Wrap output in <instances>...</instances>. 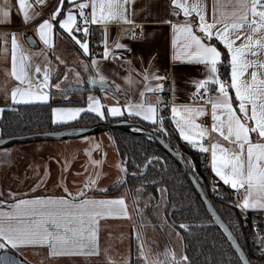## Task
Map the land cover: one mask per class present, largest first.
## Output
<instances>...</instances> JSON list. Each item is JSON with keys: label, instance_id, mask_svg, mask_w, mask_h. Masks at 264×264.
Returning a JSON list of instances; mask_svg holds the SVG:
<instances>
[{"label": "snow or ice", "instance_id": "6c2138e0", "mask_svg": "<svg viewBox=\"0 0 264 264\" xmlns=\"http://www.w3.org/2000/svg\"><path fill=\"white\" fill-rule=\"evenodd\" d=\"M36 2L42 4L43 0H36ZM134 2L135 0H67L68 6L65 7V0H59L48 18L37 26L36 31L44 45L52 48V35L58 25L59 29L67 33L85 55H89L92 26H99L102 33V59L106 60L113 52L108 42L109 24L122 22L129 25L130 27L124 29V32L130 33L133 38L136 35V27H141L142 30V26L136 25L132 19L135 13L129 11V6ZM229 3H232V0H227V3L224 0H216L212 6L211 21H209L207 5L203 0H169L170 15L176 19L160 22L169 24L173 31L172 45L175 49L173 60L204 66V78L194 81L196 92L193 96L199 95L201 100L211 105L212 130L219 133V136L229 145L225 147L219 142L212 143L211 169L224 185H229L235 190L238 202H233L234 206L244 215L250 209L264 212V0H235L230 12L227 10ZM18 4L26 22L35 18L29 15L30 6L27 0H18ZM181 14L183 19H179ZM0 15L7 17L8 9L0 8ZM241 36L244 40L237 45L236 40L241 39ZM214 38L226 49L225 55L229 58L228 65L231 69L230 82L221 78L220 66L224 62L222 52L212 43ZM18 49L20 46L13 35L11 75L19 81V85L11 91L12 103L47 101L49 96L45 90L49 87L52 69L45 65L41 80L39 76H36L42 71L41 67L36 65L35 72L30 73L31 65L28 63L30 57L20 49L18 60ZM115 49L130 50L127 45L120 42L115 44ZM249 56L255 59H249ZM83 67L85 71L90 67L95 73L88 78L89 82L99 83L101 90H104L107 77L101 71L100 61L95 56H90V65L83 63ZM249 69H251L250 73ZM246 73H249V78L243 79ZM33 76L36 78L33 79ZM76 76L79 77V73H76ZM143 78L145 84L140 91L139 102H129L124 107L128 109L130 116L142 117L145 121L159 124V130L166 132L164 117L157 116V109L164 106L163 102L159 97L155 102L145 98L146 93L163 90V84L156 83L153 86L149 81H163L166 77L151 72L150 69H144ZM125 81L129 84L133 83L130 77H125ZM76 83L80 84L82 81L77 79ZM210 86L215 88L216 95L207 97L206 94L211 90ZM54 87L59 88V83ZM116 88L119 89L120 85L117 84ZM230 90H234V98L230 95ZM87 99V108H52L53 123L75 120L86 111L104 118L105 105L101 104L100 98L89 95ZM234 102H238L235 108ZM3 111L4 109L0 108V113ZM107 114L118 117L122 116L123 112L120 107L111 106L107 107ZM204 114L205 110L202 106H178L175 103L171 105L172 121L180 137L194 148L197 147L198 140H202L208 132V129L202 128L195 122L196 116ZM199 150L208 152L209 148L200 143ZM0 156L10 157V153L4 150ZM160 159L162 158L148 157L144 167L153 160ZM188 162L191 163L190 160ZM92 163L99 165L101 162L92 161ZM118 167L122 172L127 173L126 167L121 165ZM139 167L140 165H137V168ZM99 175L100 173L97 172L96 178L87 179L83 190L75 195L65 187L67 196H34L31 199H16L10 211L0 209V264H21L8 250L26 246L46 245L51 256L99 254L98 219L104 214L113 215L117 207L124 216L128 215L123 197L117 199L86 197L85 190L95 186ZM132 175L135 176L137 173L134 172ZM152 183L155 184L156 181ZM212 190L220 195L215 182L212 183ZM131 191L134 206H137L143 188H135ZM157 191L161 193V199H163L167 189L158 188ZM221 198L226 199L223 196ZM153 199L155 197L149 194L144 207H149V202ZM158 209L159 204L156 205V210ZM136 210L142 211L138 207ZM209 210L211 211V206ZM212 219L220 223L227 239L239 251L236 239V234L240 231L239 222L232 221L231 229H229L215 211H212ZM165 226L170 229L169 234H174L182 245L184 237L176 229L187 231L190 225L187 223L169 225L165 219L160 227ZM253 226L256 228L254 241L258 245L259 253L264 255V235H261L264 230L258 228L255 222ZM141 227L144 225L142 224ZM136 239L139 242L138 259H142L143 264H192L183 251L177 252L168 246H165L163 251H156L153 254L146 248L148 242L139 231ZM238 259L242 264H253L243 252Z\"/></svg>", "mask_w": 264, "mask_h": 264}, {"label": "crops", "instance_id": "0c3cea01", "mask_svg": "<svg viewBox=\"0 0 264 264\" xmlns=\"http://www.w3.org/2000/svg\"><path fill=\"white\" fill-rule=\"evenodd\" d=\"M203 2L207 5V19L211 21L212 6L216 0H203ZM224 2L227 3V0H224ZM234 2L235 0H232V3ZM27 3L30 6L29 15L35 18L26 22L23 13L19 10L18 0H0V8H7L9 11L7 17L0 15V108L6 110L15 105L11 101V91L19 85V81L11 75V40L13 35H15L20 49L30 57L28 61L31 65L29 68L30 73H34L35 66L39 65L42 71L36 76H39L42 80L43 67L47 65L52 69L49 87L45 91L48 93L49 99L52 98L57 101L53 108H87L89 95L100 98L101 104L105 105L103 109L105 112L104 118L86 111L81 113L75 120L54 123L57 125L69 124L89 117L98 118L100 122L137 119L141 123L153 124L151 121H145L142 117L130 116L128 109L124 107L129 102H139L140 91L143 90L145 84L143 72L144 69H150L151 72L166 77L163 81L153 80L149 83L153 86L156 83H161L163 88L167 84L169 115L178 135L179 132L171 117V105L175 103L178 106L191 105L204 108L205 114L196 116L195 122L201 125L202 128L208 129V132L202 140H198L197 147L199 148L200 143H203L205 147L209 148V151L206 152L209 173L215 180L223 183L211 169L210 147L215 142H219L225 147L229 145L219 136V133L212 130L211 105L198 99L199 95L193 96V93L196 92L194 81L204 78V66L186 61H175L172 58L175 51L172 45L173 31L169 24L160 22L161 20L176 19L170 15L169 0H135L129 6V11L135 13L132 16L135 24L142 26V30L141 27L135 28V38L133 36L129 37L124 32V29L130 27L129 25L122 22L109 24L108 42L113 52L106 60L102 59L103 44H101L102 33L99 26H92L93 29L95 28L100 32L101 36L94 44H91L90 40L95 37L89 38V55H85L70 36L59 29L58 25L52 35V48L44 45L39 39L36 29L44 19L48 18L58 5L59 0H43L42 4L37 3L36 0H27ZM232 3L228 4L227 10L229 12ZM67 6V0H65V7ZM36 13H39V15H36ZM179 19H183L182 14ZM243 40L244 38L241 36V39L236 40V44L239 45ZM117 42L127 45L130 50L115 49ZM20 49L17 51L18 60ZM125 53L129 54V58H122ZM90 56H95L100 61L101 71L107 77L104 90H101L99 83L91 84L88 80L90 76L95 75L90 67L87 71L83 67V63L90 65ZM248 58L255 59L252 56ZM230 71V66H228L227 80L229 82L231 79ZM250 71L251 69H249V73ZM65 73H67V78H65ZM76 73H79V77L76 76ZM249 73H246L243 79H248ZM36 76L32 78L35 79ZM125 77H130L133 83H127ZM221 78L224 79L222 76ZM77 79L82 83L77 84ZM57 83L60 85L59 88L54 87ZM117 84L120 85L119 89L116 88ZM210 87L211 90L206 94L207 97L216 95L215 88ZM162 95L163 90L156 93H146L145 98L155 102L157 97L162 99ZM230 95L234 98V90H230ZM40 102L45 101L36 100L21 103ZM237 104L238 102H234V108L237 107ZM111 106L120 107L123 115L118 117L108 115L107 107ZM3 112L0 113V119ZM101 133L103 131L73 139L24 141L0 148V153H3L4 150L10 153V157L0 156V161H3L0 162V201H3V203H0V209L10 211L16 199H31L34 196H67L64 191L65 187L75 195L83 190V183L79 184L80 187L77 186L76 179L96 178V173L99 172L100 175L95 184L96 189L86 191V197L89 199H117L123 197L128 212V215L124 216L117 207L113 215L104 214L98 219L99 254L100 250L105 249L102 255L105 258L103 264H119L120 262L115 260V257L119 255L108 257L106 254L116 247L117 230L121 234L125 232L127 235V256L121 257V260L125 261L122 264H127L131 257V233L137 222L126 190L122 189L113 194L106 193L108 188L124 180L126 173L118 167V165L122 167H125V165L117 155L112 136L109 132ZM253 139H255V134H253ZM92 161H100L101 163L95 165ZM67 181H71L73 184L67 185ZM248 211L259 212L251 209ZM109 246L111 247L106 249ZM8 251L18 255L21 260H27H24L27 264L99 263L98 261L92 263V259L97 258L99 254L51 256L46 245L26 246Z\"/></svg>", "mask_w": 264, "mask_h": 264}, {"label": "trees", "instance_id": "16d2710c", "mask_svg": "<svg viewBox=\"0 0 264 264\" xmlns=\"http://www.w3.org/2000/svg\"><path fill=\"white\" fill-rule=\"evenodd\" d=\"M94 29L95 38L90 40L91 44L96 43L101 36L100 32ZM212 42L222 52L224 63L220 66V75L224 79H228L229 65L225 55L226 49L218 41L213 39ZM161 101L164 106L157 109V116L164 117V128L167 131L161 132L159 124H143L178 152L187 169L200 184L217 214L229 229H231L232 221L239 222L240 231L236 234V239L248 260L252 261L253 264H264V255H261L258 249L249 243L254 214L245 213L242 215L241 210L231 203L230 197L223 188H219L220 195L212 193V183L215 182V179L208 170L207 153L201 152L198 147L194 148L190 143L180 138L171 122L169 103L164 94ZM55 104L57 101L51 98L40 103H18L4 110L0 119V138L82 127L100 122L98 118L89 117L69 124H54L51 110ZM107 132L112 136L117 155L128 171L123 180L126 182L111 186L106 193L113 194L122 189L126 190L132 202L131 205L137 222L131 233V257L127 264H143V260L138 259L139 242L136 239L138 231L148 242L146 248L150 249L153 254L156 251H163L165 246H168L177 252L183 251V254L189 257L192 264H242L238 259L237 252L228 243L219 226L213 222L177 163L164 150L137 131L109 129ZM148 157H161L162 159L153 160L147 167H144ZM189 160L191 163L188 162ZM202 163H205L207 172H202ZM137 165L140 167L137 168ZM134 172L137 175L133 176L132 173ZM152 181H156V183L153 184ZM141 187L143 188L141 199L137 201V206H134L131 190ZM158 188L167 189L163 199H161V193L157 191ZM149 194L155 199L151 200L149 207L145 208L144 203ZM221 196L226 197V199H222ZM157 204H159L158 211L156 210ZM137 207L142 211L138 212ZM165 219L169 225L173 223L190 225V229L187 231L176 229L184 237L182 245L174 234H169L170 229L167 226L160 227ZM142 224L144 227H141Z\"/></svg>", "mask_w": 264, "mask_h": 264}, {"label": "water", "instance_id": "95a60500", "mask_svg": "<svg viewBox=\"0 0 264 264\" xmlns=\"http://www.w3.org/2000/svg\"><path fill=\"white\" fill-rule=\"evenodd\" d=\"M132 128L136 130H132ZM109 129H122V130H127V131H137L138 133H141L148 139L152 140L158 147L164 150L177 163L185 179L191 184L192 188L195 190V192L199 196L201 202L205 206L206 211L208 212L210 217L212 218V211H215V213L217 214L210 199L207 197V195L201 188L200 184L197 182V180L194 178L191 172L187 169L184 161L182 160L178 152L174 148L169 146L165 141H163L159 136L155 135V133H153L145 124L139 121H134V120H129V119H118V120H114L111 122L102 121V122L95 123L93 125L82 126V127H72V128H67V129H59L55 131L34 132V133H28V134H22V135H12V136L0 138V148H4V147L10 146L15 143H20L24 141H32V140L53 141V140H61V139H73V138H77L80 136L95 134V133H99L102 131H107ZM209 206H211V211L209 210ZM213 222L219 226L220 230L222 231L225 238L227 239L224 229L220 226V223L214 220ZM227 241L232 246V248L237 252L238 257L241 252H243V254L246 256V254L244 253L243 249L241 248L238 242H237V245L239 246V251L237 250L235 246L232 245L231 241H229L228 239ZM9 253L17 261H20L21 264H26V262L24 260H21V258L15 253L10 252V251Z\"/></svg>", "mask_w": 264, "mask_h": 264}, {"label": "rangeland", "instance_id": "374dc122", "mask_svg": "<svg viewBox=\"0 0 264 264\" xmlns=\"http://www.w3.org/2000/svg\"><path fill=\"white\" fill-rule=\"evenodd\" d=\"M132 130H136V129H133L132 128ZM107 131H103V133H101V134H105ZM108 133V132H107ZM95 134H98V133H95ZM202 166H203V168H202V172H207L206 170V165H205V163L203 164L202 163ZM66 174H67V172H66ZM86 180L87 179H81V178H78V179H76V182L78 183V185L77 186H79V184L80 183H83V185H84V183L86 182ZM72 185L73 183L71 182V181H67V185ZM76 186V185H75ZM80 187V186H79ZM96 187L97 186H94L93 188H91L92 190L93 189H96ZM91 189H87V190H85V191H88V190H91ZM97 189H99V188H97ZM131 204H132V202H131ZM131 208H132V205H131ZM132 212H133V208H132ZM133 215H134V212H133ZM135 216V215H134ZM119 227H121V226H119ZM118 227V228H119ZM141 233V232H140ZM116 238H117V244H116V247L112 250V251H109L107 254H106V256H108V257H114V255H119L118 257H115V260L116 261H118V262H120L119 264H122V263H124L125 261H123V260H121L122 258L121 257H125V256H127V235H126V233L124 232V234H121L118 230H117V234H116ZM111 246H109L108 248H106V249H109ZM105 250V249H104ZM104 250H100V254H99V256H97V258H93L92 259V263L93 262H96V261H98L99 263L98 264H103V262L105 261V260H103V259H105V258H103L102 257V255H103V252H104ZM118 259V260H117ZM23 260H25V259H23ZM25 261H27V260H25Z\"/></svg>", "mask_w": 264, "mask_h": 264}, {"label": "built area", "instance_id": "2783aa9c", "mask_svg": "<svg viewBox=\"0 0 264 264\" xmlns=\"http://www.w3.org/2000/svg\"><path fill=\"white\" fill-rule=\"evenodd\" d=\"M57 1V0H55ZM128 36H132L130 33L128 34ZM90 38H94V35L92 33V35L90 36ZM123 59H127L129 58V54L125 53L123 54L122 56ZM163 94L166 98L169 97V94H168V87H167V84L164 85V88H163ZM198 99H200V97H198ZM215 183H216V186L219 190V188H223V190L228 194V196L230 197V200H231V203L234 205L233 202H238V197L235 195V190L231 189V187L227 186V185H224L223 183L215 180ZM212 193L213 194H217L216 192H213L212 190ZM246 214H254V222L256 224V226L258 228H260L261 230H264V212L262 211H259V212H251V211H247ZM254 222L252 224V232H251V235L249 237V243L253 246H255L258 251H259V248H258V245H256L255 241H254V236L256 234V228H254ZM261 235H264V231L261 232Z\"/></svg>", "mask_w": 264, "mask_h": 264}, {"label": "flooded vegetation", "instance_id": "af4514ba", "mask_svg": "<svg viewBox=\"0 0 264 264\" xmlns=\"http://www.w3.org/2000/svg\"><path fill=\"white\" fill-rule=\"evenodd\" d=\"M27 264V263H26Z\"/></svg>", "mask_w": 264, "mask_h": 264}]
</instances>
